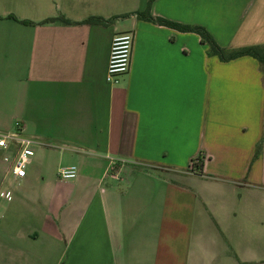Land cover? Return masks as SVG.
Returning a JSON list of instances; mask_svg holds the SVG:
<instances>
[{"label": "crops", "instance_id": "crops-1", "mask_svg": "<svg viewBox=\"0 0 264 264\" xmlns=\"http://www.w3.org/2000/svg\"><path fill=\"white\" fill-rule=\"evenodd\" d=\"M149 3L226 50L264 45V0H0V135L36 143L19 180L0 151V264H264V70L132 15Z\"/></svg>", "mask_w": 264, "mask_h": 264}, {"label": "built area", "instance_id": "built-area-1", "mask_svg": "<svg viewBox=\"0 0 264 264\" xmlns=\"http://www.w3.org/2000/svg\"><path fill=\"white\" fill-rule=\"evenodd\" d=\"M132 45L133 34L131 32L117 34L112 38L104 77L107 85L118 86L121 78L127 74L130 67ZM35 148L36 143L23 136L18 124H16V130L13 133L0 135V151L7 154L3 156L2 161L4 163L12 162V175L17 180L24 178L26 167ZM189 171H195L193 162L189 165ZM76 173L74 166L61 168L57 172V178L63 182L72 181L76 178ZM9 195V193L5 194V198L9 199Z\"/></svg>", "mask_w": 264, "mask_h": 264}, {"label": "trees", "instance_id": "trees-1", "mask_svg": "<svg viewBox=\"0 0 264 264\" xmlns=\"http://www.w3.org/2000/svg\"><path fill=\"white\" fill-rule=\"evenodd\" d=\"M149 5L150 3L147 5V8L144 11L135 12L132 15H134L140 21L153 23L158 26L168 27L181 33H193L197 35L200 38L201 43L205 44L208 47V55L218 58V60L221 62L232 61L240 57H251L255 59L259 63L260 68L264 70V45L243 47L236 50H226L224 48L219 47L216 44V42L213 40V38L208 34V32L202 27L184 26L163 20L161 18L152 17L149 12ZM114 19L116 18H112L106 21L100 18H88L83 22H81V24L107 26ZM46 22H60L65 25L71 24L69 21L61 17L50 19L47 20ZM22 23L31 24L29 22H22ZM191 162H193L194 164L195 171L201 173V168H202L201 157L198 156L196 159L192 160Z\"/></svg>", "mask_w": 264, "mask_h": 264}]
</instances>
